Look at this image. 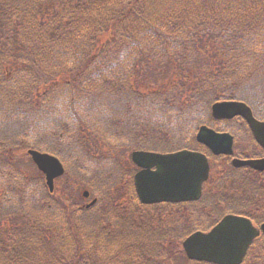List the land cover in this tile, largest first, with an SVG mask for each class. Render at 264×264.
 Masks as SVG:
<instances>
[{"label": "trees", "instance_id": "obj_1", "mask_svg": "<svg viewBox=\"0 0 264 264\" xmlns=\"http://www.w3.org/2000/svg\"><path fill=\"white\" fill-rule=\"evenodd\" d=\"M187 1L0 0V264H211L183 241L231 214L264 223V173L196 141L205 125L264 153L243 119L211 116L240 101L264 121V0ZM185 149L210 156L201 200L142 205L131 154ZM28 150L65 165L54 193ZM243 264H264V235Z\"/></svg>", "mask_w": 264, "mask_h": 264}, {"label": "water", "instance_id": "obj_2", "mask_svg": "<svg viewBox=\"0 0 264 264\" xmlns=\"http://www.w3.org/2000/svg\"><path fill=\"white\" fill-rule=\"evenodd\" d=\"M212 115L216 120H231L242 117L249 125L255 140L264 148V122L258 121L242 102H219L213 105ZM197 141L214 155H233L234 138L228 133H217L201 127ZM35 164L46 176L51 192L54 181L64 175L61 162L49 154L30 151ZM134 163L142 170L136 174L135 187L141 203H180L197 201L202 196L203 184L209 179L210 165L205 155L182 151L170 155L150 152H134ZM236 168L250 167L264 172V158L256 160L234 159ZM89 197V193H84ZM93 201L90 205L94 204ZM264 234V224L258 230L253 223L241 216H226L208 233L197 232L183 242V249L190 260L211 264H242L254 241Z\"/></svg>", "mask_w": 264, "mask_h": 264}, {"label": "rangeland", "instance_id": "obj_3", "mask_svg": "<svg viewBox=\"0 0 264 264\" xmlns=\"http://www.w3.org/2000/svg\"><path fill=\"white\" fill-rule=\"evenodd\" d=\"M173 0H146V5L148 6V7H153L152 8V11H155L156 10V8L154 7V6H157V5H160L159 6V9H163V11H164V8L168 5V4H170L171 2H172ZM220 1V0H219ZM231 1V0H230ZM226 2V1H225ZM226 3H229V2H226ZM241 4H239L241 7H243L244 5H245V0H243V1H241L240 2ZM181 4H191L192 6H196V5H198V2H196V0H190V2H185V3H181ZM243 5V6H242ZM138 82L139 81H137L136 82V84H138ZM149 83L150 84H153V81L151 80V79H149ZM48 87H50V86H48ZM63 88V86L62 87H60V89H62ZM142 89H144V88H141V90ZM246 140H248V138L246 139H244L243 141H239V143H237V145H236V147H237V153L238 152H244V150L245 149H249L250 151H252V150H254V148L252 147V146H250V143H247L246 142ZM16 156V158L18 159H22V161H23V163H20V166H21V168L22 169H24L27 173H29V174H35L36 172H35V170H34V166L33 165H31V163H30V160L27 158V157H24V154L22 153V152H20V153H17L16 152V154H15ZM218 165V164H217ZM264 177V176H263ZM133 180V179H132ZM64 181H66L65 179H58L57 181H56V185L57 184H61V183H63ZM130 181V180H129ZM133 186H134V183H133ZM130 188H131V185L128 187V188H126V190H124V198H126V194L130 191ZM134 189H135V187H134ZM131 192V191H130ZM182 248V247H181Z\"/></svg>", "mask_w": 264, "mask_h": 264}]
</instances>
